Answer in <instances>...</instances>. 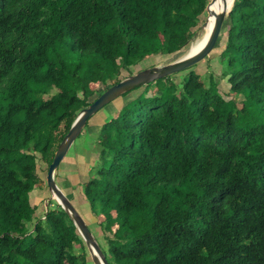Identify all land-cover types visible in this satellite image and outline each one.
<instances>
[{
    "label": "trees",
    "instance_id": "1",
    "mask_svg": "<svg viewBox=\"0 0 264 264\" xmlns=\"http://www.w3.org/2000/svg\"><path fill=\"white\" fill-rule=\"evenodd\" d=\"M207 2L0 0V264L92 261L55 199L37 214L40 163L97 96L91 83L179 55ZM228 8L214 47L223 37L233 95L213 71L159 77L102 121L88 169H55L109 264H264V0Z\"/></svg>",
    "mask_w": 264,
    "mask_h": 264
},
{
    "label": "water",
    "instance_id": "2",
    "mask_svg": "<svg viewBox=\"0 0 264 264\" xmlns=\"http://www.w3.org/2000/svg\"><path fill=\"white\" fill-rule=\"evenodd\" d=\"M215 0H209L206 4L205 10L207 16L213 11L210 5ZM233 1V0H232ZM231 6V5H230ZM229 6V8H230ZM228 4L224 2L221 9L215 13L214 22L210 29L207 39L202 43L195 51L189 54H184L172 61L163 64H155L150 67L142 68L136 72H132L120 80L113 82L106 87L100 94H98L88 105L80 109L74 120L72 121L68 131L64 134L60 140L56 150L54 151L51 162L48 164L45 181L50 192L49 198L55 199L68 214L77 230L81 234L90 258L94 264H109L105 257L98 240L87 225L85 219L80 212L71 202L70 198L64 193L61 187L55 180L54 174L59 162L67 153L69 147L81 133L83 127L86 124L87 119L96 111H98L103 105L108 103L118 95L138 86H142L148 82L154 81L159 77L169 75L171 73L180 71L186 67H189L201 59L206 57L214 47V44L219 36L220 28L225 16V13L229 10ZM206 16V18H207ZM206 21V19H205ZM204 21V23H205ZM48 200H46V203Z\"/></svg>",
    "mask_w": 264,
    "mask_h": 264
},
{
    "label": "rangeland",
    "instance_id": "3",
    "mask_svg": "<svg viewBox=\"0 0 264 264\" xmlns=\"http://www.w3.org/2000/svg\"><path fill=\"white\" fill-rule=\"evenodd\" d=\"M206 16H207V13L205 11L203 17L200 20V24L202 23V19H203V23H204ZM196 37L197 36L192 38L189 41V43L184 46L183 51L179 55L172 56V55L158 54V55L150 56L148 58L141 60L136 65H133L131 67V72H136L142 68L150 67V66H152V64L167 63L169 61H172V60L184 55L188 51L187 48H188L189 44ZM223 40H224L223 37H220L218 44L212 48V50L209 52V54L206 57H204L203 59H201L199 62H197L191 66L193 67V69L196 72H198L201 75L200 81L202 83L206 81L208 72L213 71L214 74L219 79V90L222 91L224 96H230V95H233V93H231V94L229 93L228 84L226 82V76H223L221 73L224 66L222 65L221 61H219V53H220V49L223 45ZM182 70L171 73V74H175L173 76L174 78H177V76L180 77V76L184 75V73H185V70L184 69H182ZM127 74L128 73L126 70H123L121 73L122 76H125ZM91 85L95 90L94 95L91 97V99H92L94 96H96L100 92H102L109 84L104 85L101 82H93V83H91ZM144 85H146V84H144ZM144 85L134 87V88L118 95L117 97L113 98L108 103L103 105L98 111L93 113L88 119L89 125L86 127H83L81 134L76 137V139L73 141V143L69 147L67 153L65 154V156L60 161L59 167H61V168L64 167L65 169L68 168L67 170L72 171V172H73V170H75V167H78L80 169L81 168L86 169V168L90 167V166H88V164L92 160V157L90 156L91 154L89 155V158H88L89 160L85 161V163L82 164V161H84L83 160L84 154H82V152H83L82 147L86 148L85 141H87L86 142L87 144L91 143L89 146H87V148L90 147V149L88 148V152L95 151V152H93V154L95 155V153H97V151L99 150V144H98V140L96 138V135L99 132V128H100L102 121L105 120L107 117H109V115L111 113H114L118 109H121L123 106L130 104L132 99L135 96H137L138 94H139V97H141L143 95ZM154 89L155 88L149 89L147 91V93H150ZM97 155L98 154H96V158H97ZM40 166L42 167V169L39 170V175L41 176V182L39 184L40 186L36 187V189H34L31 192L32 203L38 204L37 210H36L37 214L42 213L46 209V206L48 203V202L46 203V200L52 199V198H49L50 192L49 191L47 192L46 189H48V188H46V186H45L46 182L44 183L45 175H46V171H47V166L45 165L44 162L42 164L40 163ZM82 174H83V172H82ZM74 175L70 173L68 176H70L69 177L70 179H74V180L79 178V175H77V177ZM59 183H60L61 187L65 190V192H69L68 190H70V189L68 187H65L66 183L64 181L60 182V180H59ZM67 195L69 196V198H70L71 202L74 204V206L80 211L82 216L86 220H88V222L92 225V227L94 228V232H96V237H98V235H99L101 237L102 242H103L104 238L101 235V232L98 230L99 226L96 225V222L89 217V215L87 214V209L82 207L81 205L77 204V198L74 197L71 193H67ZM90 224H89V227H90ZM89 261H90V259H89ZM91 263H92V261H90L88 264H91Z\"/></svg>",
    "mask_w": 264,
    "mask_h": 264
},
{
    "label": "bare ground",
    "instance_id": "4",
    "mask_svg": "<svg viewBox=\"0 0 264 264\" xmlns=\"http://www.w3.org/2000/svg\"><path fill=\"white\" fill-rule=\"evenodd\" d=\"M231 0H215L210 8L213 11L211 14H209L206 18V21L202 27V30L200 32V34L193 40V42L190 45V48L188 49V51L185 54H189L192 53L193 51H195L202 43L205 42V40L208 37V34L210 32V29L212 27V24L214 22V18H215V13L218 12L221 7L223 6L224 2L229 4Z\"/></svg>",
    "mask_w": 264,
    "mask_h": 264
},
{
    "label": "crops",
    "instance_id": "5",
    "mask_svg": "<svg viewBox=\"0 0 264 264\" xmlns=\"http://www.w3.org/2000/svg\"><path fill=\"white\" fill-rule=\"evenodd\" d=\"M87 141H85V145H86V148L85 147H82L83 148V152H82V154H84L83 155V160L84 161H82V164L83 163H85V161H88L89 159V155H90V153H91V151L90 152H88V148L90 149V147H88L87 148V146H89L91 143H89V144H87L86 143ZM91 157H92V159H94L93 157H94V154H93V152L91 153V155H90ZM92 162V161H91ZM88 166H89V164H88ZM64 168V167H63ZM89 168V167H88ZM88 168H86V169H88ZM65 169V168H64ZM62 189V188H61ZM68 196V195H67Z\"/></svg>",
    "mask_w": 264,
    "mask_h": 264
}]
</instances>
